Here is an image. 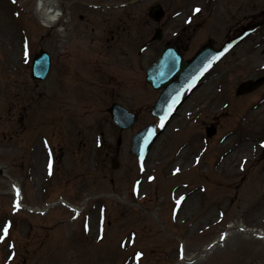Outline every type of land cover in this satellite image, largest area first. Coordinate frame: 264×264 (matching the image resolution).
<instances>
[{
	"label": "rangeland",
	"instance_id": "rangeland-1",
	"mask_svg": "<svg viewBox=\"0 0 264 264\" xmlns=\"http://www.w3.org/2000/svg\"><path fill=\"white\" fill-rule=\"evenodd\" d=\"M40 1L0 0V235L8 229L0 264H264V110L253 108L264 105V85L236 94L264 77V0H225L185 32L191 59L261 25L176 112L143 167L132 139L148 124L159 129L150 111L160 92L145 71L163 46L139 52L158 26L145 8L162 4L169 17L176 1L52 0L64 14L52 27L36 12ZM175 28L170 21L165 36ZM41 50L52 68L37 82L31 61ZM115 102L140 113L127 132L111 121ZM245 138L248 153L219 170L220 156ZM189 143L197 162L177 172ZM178 189L180 198L199 193L182 220Z\"/></svg>",
	"mask_w": 264,
	"mask_h": 264
},
{
	"label": "water",
	"instance_id": "water-1",
	"mask_svg": "<svg viewBox=\"0 0 264 264\" xmlns=\"http://www.w3.org/2000/svg\"><path fill=\"white\" fill-rule=\"evenodd\" d=\"M247 34H244L239 40L228 47L232 48L240 43ZM219 56V53L210 48L204 49L191 63L184 61L179 50L173 48H165L159 61L147 71V82H149L154 89H163L157 104L153 109V114L161 119H168L171 117V110L176 104L182 103L183 94L188 89H196V84L202 79L203 74L207 72L210 64ZM50 58L45 52H41L36 56L32 70V77L38 81H44L50 72ZM178 77L175 82L174 77ZM264 84V78L256 81H247L238 89L239 95H244L253 92ZM178 106V108L180 107ZM110 113L123 130L134 125L136 119L134 115L119 105H114L110 109ZM215 134V129L208 130V136ZM158 136L154 134V127H148L134 139V153L144 161L151 148L153 142Z\"/></svg>",
	"mask_w": 264,
	"mask_h": 264
},
{
	"label": "bare ground",
	"instance_id": "bare-ground-1",
	"mask_svg": "<svg viewBox=\"0 0 264 264\" xmlns=\"http://www.w3.org/2000/svg\"><path fill=\"white\" fill-rule=\"evenodd\" d=\"M36 12L38 15H40V19L43 21V25L46 27H52L55 23L59 21L60 16H62L60 8H57L55 2L52 0H41L36 8ZM253 108L264 110V105L260 107L254 106ZM246 141L249 140L245 138L239 144L232 145L228 151L224 152V154L220 156V158L217 160V167L219 170L225 168H232L237 165V159L240 156L247 154L249 151L248 144ZM228 142L229 141L227 140L224 141L220 145L219 149H222L227 146ZM197 149V143H189L179 149L176 156V160L174 162V169L181 166L183 171H185L186 169L190 168L196 160V156L193 154V152ZM199 151H201V148L199 149ZM184 159L185 161L183 162ZM183 191L184 190L178 189L176 196L179 198ZM198 195V192H193L189 194L187 193L186 196L179 201L178 213L176 215L178 219H185V217L188 215L187 213L190 212V210L193 208L195 204V199L198 197Z\"/></svg>",
	"mask_w": 264,
	"mask_h": 264
},
{
	"label": "flooded vegetation",
	"instance_id": "flooded-vegetation-1",
	"mask_svg": "<svg viewBox=\"0 0 264 264\" xmlns=\"http://www.w3.org/2000/svg\"><path fill=\"white\" fill-rule=\"evenodd\" d=\"M143 1V3L148 2L149 0H140ZM176 1L175 9L178 11V15L176 14L175 20L171 22V24L174 23V26L178 30H182L181 32H174V35L171 36V38L163 37L162 40H165V44L172 45L177 47L181 52L184 53L183 44L189 42L190 37H187L185 34L187 29H198V23L201 22V19L203 18V14L206 12L209 18L210 9H213L216 6L222 5L225 0H174ZM200 9L198 12L199 14L195 16L193 13L195 9ZM146 12L148 13L149 18L154 20V22L158 25V28H165L168 26V21L163 22L165 18H167L166 11L164 7L161 4H151L147 5L145 8ZM163 10L164 13L159 19H156V11ZM176 12V11H175ZM184 19L181 23L178 24V22L183 18ZM212 18V17H211ZM179 20V21H178ZM178 21V22H177Z\"/></svg>",
	"mask_w": 264,
	"mask_h": 264
},
{
	"label": "snow or ice",
	"instance_id": "snow-or-ice-1",
	"mask_svg": "<svg viewBox=\"0 0 264 264\" xmlns=\"http://www.w3.org/2000/svg\"><path fill=\"white\" fill-rule=\"evenodd\" d=\"M14 2H15V0H14ZM195 11H196V12H199L200 9L197 8V9H195ZM262 146H264V145H262ZM178 171H179V169H177V172H178ZM7 232H8V229L5 228V229H4V234H5V236L7 235Z\"/></svg>",
	"mask_w": 264,
	"mask_h": 264
}]
</instances>
